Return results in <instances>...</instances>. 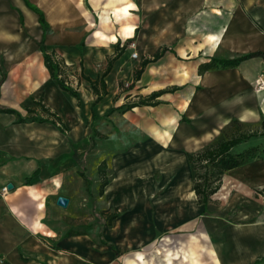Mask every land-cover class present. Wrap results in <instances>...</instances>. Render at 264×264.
Instances as JSON below:
<instances>
[{
    "label": "crops",
    "instance_id": "obj_1",
    "mask_svg": "<svg viewBox=\"0 0 264 264\" xmlns=\"http://www.w3.org/2000/svg\"><path fill=\"white\" fill-rule=\"evenodd\" d=\"M28 3L43 13L44 29ZM41 45L70 67L77 97L50 77ZM164 48L135 80L141 62ZM252 53L260 54L198 74L212 58ZM109 63L96 101L82 75L96 80ZM172 88L156 105L124 109ZM233 120L263 130L264 0H0V188L12 185L0 196V258L185 264L192 255L204 264L207 248L212 264L264 259V156L225 174L227 185L222 179L206 206L192 189L186 154ZM94 194L99 233H68L51 219L70 216ZM58 196L68 199L65 208ZM166 246L177 260L163 254Z\"/></svg>",
    "mask_w": 264,
    "mask_h": 264
},
{
    "label": "trees",
    "instance_id": "obj_2",
    "mask_svg": "<svg viewBox=\"0 0 264 264\" xmlns=\"http://www.w3.org/2000/svg\"><path fill=\"white\" fill-rule=\"evenodd\" d=\"M28 6L34 11L37 15L38 22L44 29L46 27V22L44 20L43 13L36 8L35 6L28 3ZM41 51L44 53V62L45 66L49 72L50 77L57 83V85L64 91L68 92L70 95L77 97L76 91L69 85L67 82V71L71 70L69 66L65 65L62 60L56 59L53 55L47 54L45 52V48L43 45L40 46ZM166 49H162L160 52L154 54L151 60H144L141 62L139 68H137L134 72V79L138 80L140 74L142 73L144 67L150 62L157 60L160 55ZM260 53H252L243 55L233 59H215L212 58L210 62L200 64L198 67V74H202L206 70L215 69L218 67H234L238 65L241 61L248 59L250 57H254L259 55ZM109 65L102 73L100 77L96 80H90L89 78L82 75V78L87 80L90 83L92 91L96 94V101L99 100L102 95L105 94V84L103 82V77L107 73L109 69ZM97 85H99L101 91L99 92L97 89ZM176 88H172L171 90H160L158 92L152 93L147 98H140L137 103L129 104L125 106V110L131 109L134 106L141 105H156L157 101L155 99L161 94L167 91H174ZM41 105V104H39ZM42 106V105H41ZM2 112L11 113L16 115L17 122H24L28 118H22L20 115L12 110V109H1ZM28 113H32L33 110L27 108ZM43 111H46L43 109ZM53 116V115H52ZM53 123L56 124L60 130L63 132L64 128L59 121V118L53 116ZM30 120L43 121V119H38L30 116ZM237 123L236 120H233L231 125ZM230 125V126H231ZM261 128L264 130V123L261 124ZM95 135V130H93ZM263 132H258L256 130H252L250 132H239L238 134L231 135L227 138L221 139V134L215 138L209 144L203 146L199 150L194 152H189L186 154L187 162L189 165V169L192 177V189L196 196L197 204L206 206L210 202H212L213 195L220 189L222 184V179L225 174H227L230 170L238 168L248 161L254 159L258 155V146L260 151H263V144L254 143L258 137L263 136ZM252 139L253 145L248 146L242 152H234V148L237 145L245 143L246 141ZM81 159L79 158L78 161ZM82 164V163H81ZM98 175L101 179V186L106 184V179L104 178L105 166L103 163L99 164ZM79 175L82 177L84 181V185L86 187V191L90 193V180L85 175L84 171L79 172ZM101 216V214H100ZM114 215H111L110 218H113ZM1 264H9L7 261L1 259ZM259 260L255 262L258 264Z\"/></svg>",
    "mask_w": 264,
    "mask_h": 264
},
{
    "label": "rangeland",
    "instance_id": "obj_3",
    "mask_svg": "<svg viewBox=\"0 0 264 264\" xmlns=\"http://www.w3.org/2000/svg\"><path fill=\"white\" fill-rule=\"evenodd\" d=\"M252 128L253 127L251 125H243L239 123H234L230 127L225 128L224 131L221 132L220 137L221 139H224L231 135L238 134L239 132H250ZM258 131L263 132V130L261 129H258ZM262 140L264 139H262L261 137H258L254 143L262 144ZM252 145L253 144H245V143L237 145L234 148V152H242L248 146H252ZM259 147L260 146H258V155L256 158H254V160L260 159L264 156V150L260 151ZM225 186L223 188H225ZM95 196L97 195L94 194V196L88 197L85 200L81 199L80 200L81 206L79 205L80 207H78L77 210H75L72 214H70V216L65 215V214H62L59 216H57L56 214H52L51 219H54V221H56V226H61V228H63L64 230L67 229L68 233H72V234L73 233H92V232L99 233L98 229H99V223H100V219H99L100 214L98 213V208L96 206ZM170 247L172 246H166L164 250L162 251L163 254L166 253V251H169L171 257L168 256V258L173 257L174 260H177L174 258L175 256L171 255L170 251L172 250H170L171 249ZM188 248H189V251L193 248L195 250L196 249L195 243L194 244L192 242L188 243ZM162 257L164 259L165 257L167 258V256L165 257L162 256ZM185 259L187 260L186 263L184 262L185 264H196L195 258H193L192 255H190L189 258H185ZM156 261L161 262L159 258H157ZM256 261H254L253 264H255ZM171 263H172V260H171ZM203 263L204 264L213 263L212 258L207 248L205 249V256H204ZM0 264H1V260H0ZM258 264H264V259L261 258Z\"/></svg>",
    "mask_w": 264,
    "mask_h": 264
},
{
    "label": "water",
    "instance_id": "obj_4",
    "mask_svg": "<svg viewBox=\"0 0 264 264\" xmlns=\"http://www.w3.org/2000/svg\"><path fill=\"white\" fill-rule=\"evenodd\" d=\"M7 189L10 190L12 188V185L9 183L7 184ZM56 204L59 206V207H62V208H65L68 204V199L64 196H58L57 197V200H56Z\"/></svg>",
    "mask_w": 264,
    "mask_h": 264
},
{
    "label": "built area",
    "instance_id": "obj_5",
    "mask_svg": "<svg viewBox=\"0 0 264 264\" xmlns=\"http://www.w3.org/2000/svg\"><path fill=\"white\" fill-rule=\"evenodd\" d=\"M131 46H133V43H131ZM131 56H132V58H136L137 55H136L135 52H133ZM8 192H9V190L7 189L6 186H3L2 188H0V196H4V195H6Z\"/></svg>",
    "mask_w": 264,
    "mask_h": 264
},
{
    "label": "bare ground",
    "instance_id": "obj_6",
    "mask_svg": "<svg viewBox=\"0 0 264 264\" xmlns=\"http://www.w3.org/2000/svg\"><path fill=\"white\" fill-rule=\"evenodd\" d=\"M223 179H224V186H225V185H227V183H228V178H227V177H223ZM224 186H223V187H224Z\"/></svg>",
    "mask_w": 264,
    "mask_h": 264
}]
</instances>
